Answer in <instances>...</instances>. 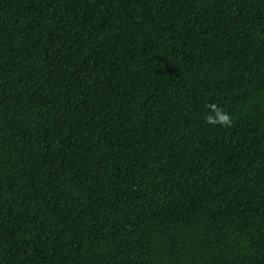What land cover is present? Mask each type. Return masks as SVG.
I'll list each match as a JSON object with an SVG mask.
<instances>
[{
  "label": "trees",
  "instance_id": "trees-1",
  "mask_svg": "<svg viewBox=\"0 0 264 264\" xmlns=\"http://www.w3.org/2000/svg\"><path fill=\"white\" fill-rule=\"evenodd\" d=\"M0 264H264V0H0Z\"/></svg>",
  "mask_w": 264,
  "mask_h": 264
},
{
  "label": "clouds",
  "instance_id": "clouds-1",
  "mask_svg": "<svg viewBox=\"0 0 264 264\" xmlns=\"http://www.w3.org/2000/svg\"><path fill=\"white\" fill-rule=\"evenodd\" d=\"M210 114L205 116V123L208 125H220L221 127H231L232 118L222 107L215 103L207 105Z\"/></svg>",
  "mask_w": 264,
  "mask_h": 264
}]
</instances>
